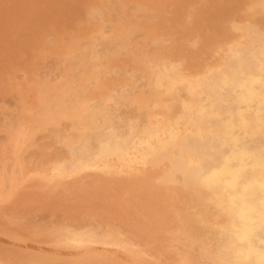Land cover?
<instances>
[{"label": "bare ground", "instance_id": "bare-ground-1", "mask_svg": "<svg viewBox=\"0 0 264 264\" xmlns=\"http://www.w3.org/2000/svg\"><path fill=\"white\" fill-rule=\"evenodd\" d=\"M150 3L157 5L155 0H0V99L2 104L4 97L12 99L10 108L0 110V161L10 167L24 158L32 160L31 167L47 163L55 172L51 177L61 179L115 163L114 174L122 178L114 186L133 189L142 211L139 231L135 226L130 232L134 240L119 238L117 230L106 233L90 220L82 222L86 227H44L54 243L62 228L79 245L100 243L117 250L121 245L140 249L154 234L161 239L173 234L185 247L166 264H264V17L255 15L250 0H223L208 14L209 24L201 18L211 31L201 30L200 42L188 38L177 45L174 67L162 56L160 36L149 29V23L160 25L149 15ZM259 5L264 10V3ZM136 35L143 39L137 41ZM223 44L220 66L214 58ZM141 68L148 71L122 77L128 69L137 73ZM142 93L152 100L165 96L169 103L161 108L154 102L151 115L141 113L132 97ZM135 164L149 165L152 177L134 184L129 173ZM162 166L168 167L166 173ZM15 168L0 171L2 192L10 175L19 177ZM149 186L156 198L140 202ZM164 193L172 200H165ZM151 249L141 251L148 256Z\"/></svg>", "mask_w": 264, "mask_h": 264}, {"label": "rangeland", "instance_id": "rangeland-1", "mask_svg": "<svg viewBox=\"0 0 264 264\" xmlns=\"http://www.w3.org/2000/svg\"><path fill=\"white\" fill-rule=\"evenodd\" d=\"M184 1H187L184 3ZM223 0H155V2L157 3L156 6H152L151 3L147 4V8H148V12L149 15L154 16L157 20L158 23L160 22L159 27H154V25H152L151 23H149V29H152L153 31H151L152 33H156V35L160 36V41L163 43L161 45L162 47V56L165 58V60L170 64L173 65L174 67H177V60L174 58L173 55L177 54V49L178 48V44L180 43H185L188 42L190 40H196L197 42H200L202 37L199 36L201 35V30L204 33H209L211 31L210 27L206 24L208 22L209 24V15L210 11L212 9H214L215 6L220 5V3H222ZM252 2V7L254 8V13L255 15H257L258 17L261 16L264 17V15L262 16V14H264V10L261 8V6L259 5V3H264V0H250ZM190 2V3H189ZM202 2V3H201ZM215 2V3H213ZM181 3V4H180ZM213 3V4H212ZM171 4V6H170ZM179 5V7L177 5ZM182 4H184L182 6ZM186 4V5H185ZM188 4V5H187ZM201 4V5H200ZM208 4V5H207ZM218 4V5H217ZM167 6V7H166ZM173 6V7H172ZM176 6V7H175ZM182 6V7H181ZM193 6V7H191ZM172 7V8H171ZM210 7L211 9L209 10ZM166 8V9H165ZM170 8V10H169ZM175 8V9H174ZM178 8V9H176ZM185 9L186 12L183 13V9ZM203 8V9H202ZM207 8V9H206ZM192 9V11H191ZM200 9V10H199ZM205 9V10H204ZM4 10V8H3ZM178 10V11H177ZM188 10V11H187ZM198 10V12L196 13V11ZM209 10V11H208ZM1 11V9H0ZM208 11V12H207ZM196 14H195V13ZM163 13V14H162ZM169 13V14H168ZM179 13V14H176ZM186 13V14H185ZM202 13V14H201ZM162 14V15H161ZM167 16H166V15ZM176 14V15H175ZM206 17H204L203 16ZM207 14V15H206ZM195 15V16H193ZM198 15V16H196ZM169 16V17H168ZM185 16V17H184ZM201 16V17H199ZM179 17V18H178ZM196 17H199V19ZM3 18V17H1ZM189 18V19H188ZM201 18L207 22H204V20L201 21ZM167 19H169L170 21H168ZM175 19V20H173ZM177 19V20H176ZM183 19V20H182ZM193 19V20H192ZM196 19V20H194ZM264 19V18H263ZM1 20V19H0ZM3 20V19H2ZM167 20V21H166ZM175 22L173 24V21ZM179 20V21H178ZM181 20V21H180ZM192 21V22H191ZM195 24H194V22ZM169 22V23H168ZM181 22V23H179ZM199 23V24H197ZM204 24V25H203ZM175 27H174V26ZM178 25V26H177ZM184 25V26H183ZM194 25V26H192ZM201 25V27L199 26ZM206 26V27H205ZM178 29H177V28ZM185 27V28H183ZM165 28V29H164ZM183 28V29H182ZM190 28V30H189ZM201 28V29H200ZM204 28V29H202ZM192 29V31H191ZM194 29V30H193ZM196 29V30H195ZM178 30V31H177ZM181 30V31H180ZM209 30V31H207ZM200 31V32H199ZM172 32V33H171ZM190 32V33H189ZM193 32V33H192ZM107 33V32H106ZM185 35H184V34ZM109 35V33H107ZM106 34V35H107ZM190 34V35H189ZM181 35V36H180ZM185 37H184V36ZM162 36V37H161ZM168 36H172L173 38H171L170 40H168ZM182 36L185 38L183 39ZM164 37V38H163ZM175 37V38H174ZM200 37V38H199ZM163 38V40H162ZM176 38H178L176 40ZM189 38V40H188ZM195 38V39H194ZM143 39V37L136 35V40L137 41H141ZM182 39V40H181ZM167 40V41H166ZM176 40V41H175ZM188 40V41H186ZM170 41V42H169ZM177 44H176V43ZM246 44L245 41L243 39L239 40V44ZM164 45V46H163ZM176 45V46H175ZM178 45V46H177ZM175 46V47H174ZM227 47L226 44H223L222 48L220 50H218V53L216 54V57L214 58V64L217 65H222L224 60H225V56H224V49ZM176 49V50H175ZM223 49V51H222ZM175 50V51H174ZM170 52V53H169ZM161 51H158V54H160ZM222 53V54H221ZM221 56V57H220ZM170 58V59H168ZM217 59V60H216ZM217 62V63H216ZM167 63V64H168ZM168 64V65H169ZM148 71V69L145 68H141L140 70H138L137 73H135V70H126L125 74L122 77H130L131 79V75L133 74H139L142 73L143 71ZM141 71V72H140ZM154 72H156V70H153ZM123 74V72L120 74V76ZM128 79V78H127ZM139 89V88H138ZM143 95H135L137 97H132V101L133 104L136 105V108H139V112L141 113H148L149 115H151V107L154 104V102L161 108H164L165 106L168 105L169 100L165 97V96H160L158 98H155L154 100L151 99L150 95L148 94H144ZM1 96V95H0ZM7 97V96H6ZM6 97H4V103L2 104L3 100L0 99V110L1 108H6L5 105H9V108L11 107L10 104L12 102V99L10 97H8L6 99ZM1 98V97H0ZM10 98V99H9ZM3 99V98H2ZM152 101H151V100ZM34 100L31 99L30 97L28 98V103H32ZM150 106V107H149ZM149 107V109H148ZM141 108V109H140ZM150 111V112H149ZM0 118H1V114H0ZM6 131V130H5ZM1 134V133H0ZM1 137V136H0ZM3 140V139H2ZM43 138L40 139V141H42ZM1 144V142H0ZM29 149L26 147L25 152H29ZM25 164L23 162H20V166L18 165L19 163H17L14 166H9L8 164H6L7 161L3 160L0 161V171H3L4 168L6 167L7 169L5 170H9L12 171L13 168H17V170L19 171L20 174L19 177L17 178L16 176L14 177V175H10L5 181L7 187V193L2 192L0 190V264H3V262L5 264H9V262L11 261L10 264H116V263H124V264H132L131 261L134 264H154V260H155V264H166V263H170L171 261H173L172 257H176V254H179V252H181L182 249H184L185 244H181L177 241L174 240V236L173 234H170L168 238H160L159 236H157L156 234H154L153 237H147L148 240L145 242L147 243V245L145 243H143V247H141L142 249L144 248H149L151 249V253H149V255L145 256V254L142 252L143 250L140 248L139 251L136 247L134 248H130V247H124V245H121L120 247H112V246H105L102 245L100 243H95L93 246L91 244H86L88 246L85 245V243H82L81 245L75 243L72 240L68 239V235L65 232V230L62 228L61 233H60V241L58 242H52L53 238L50 237L49 233L44 229V227H52V226H59L62 224H71V225H78L80 227H83L84 225H86L87 223L90 222V220H94L92 223H97L98 225H103L102 227L104 228V232L106 233H114L116 235H121V237L124 239L125 238H129L131 240H134V236L132 234H130L131 231H133L134 229H138L139 231V225L137 224L138 218H142V211H140L139 209V204L135 205L136 202H134L135 196L133 194V189L129 186H124V187H119L116 188L114 185L117 182V179L122 178V176H118L117 174H114L115 171V167L117 166L115 163H110V167L106 168V169H100L97 167H94L95 170H93V168L91 167V169H89L90 171H96L95 173H89V170L80 172V170L76 171V173L78 174V176H76L77 174H73L70 177H63L61 178H53L51 177V175H54L55 172L53 173V167L50 166L47 163H38L35 162L34 164L32 163V167H31V162L32 160H30L29 158L25 159ZM23 160V161H24ZM27 160V161H26ZM5 161V162H4ZM3 162V163H2ZM27 162V163H26ZM34 162V161H33ZM5 163V164H4ZM37 163V164H36ZM36 164V165H35ZM43 164V165H42ZM45 164V165H44ZM4 165V167H3ZM9 167H8V166ZM22 165H24L22 167ZM28 166V168H27ZM30 166V167H29ZM38 166V168H37ZM40 166V168H39ZM144 166V167H143ZM132 165L131 168V172L130 169L128 170L129 173V178L130 180L134 183V184H138V182L140 181L143 182L149 180L152 177V173L150 166L149 165ZM3 167V168H2ZM22 167V168H21ZM25 167V168H24ZM44 167V169H43ZM15 168V169H16ZM21 168V169H20ZM23 168L25 170H23ZM30 168V169H29ZM50 168V169H49ZM113 168V169H112ZM145 168V170H144ZM168 167L166 166H162L161 167V171L166 173ZM14 169V170H15ZM29 169V170H28ZM35 169V170H34ZM38 169V170H37ZM97 169V170H96ZM164 169V170H163ZM22 170V171H20ZM99 170V171H98ZM103 170V171H101ZM111 170V171H110ZM36 171V172H35ZM42 171V172H41ZM89 171V172H88ZM28 174H27V173ZM34 172V173H32ZM46 172V173H43ZM50 174H49V173ZM79 172V173H78ZM84 172V173H83ZM87 172V173H86ZM98 172H102L101 174ZM105 172V173H104ZM108 174H107V173ZM111 174H110V173ZM31 173V174H29ZM83 173V174H82ZM98 173V174H97ZM25 174V175H24ZM87 174V175H86ZM100 174V175H99ZM107 174V175H106ZM112 174H114L112 176ZM86 175V176H85ZM117 175V176H116ZM148 175H150V177H147ZM28 176V177H26ZM85 176V177H83ZM101 176V177H100ZM105 176V177H104ZM108 176V177H107ZM112 178H110V177ZM77 177V178H76ZM89 177V178H88ZM116 177V178H114ZM120 177V178H119ZM16 178V179H15ZM67 178V180L70 182H68L67 180L64 181V179ZM70 178V179H69ZM72 178V179H71ZM79 178V179H78ZM96 178V179H95ZM107 178V179H106ZM148 178V179H147ZM22 181H21V180ZM27 179V180H25ZM60 179V180H59ZM83 179V180H82ZM85 179V180H84ZM106 179V180H105ZM5 180V179H4ZM11 180V183H9ZM13 180H16L15 182H13ZM21 182H20V181ZM138 182H136V181ZM73 181V182H72ZM77 181V182H75ZM80 181H85V183L80 182ZM92 181V182H91ZM95 181V182H94ZM102 181V182H101ZM114 181V182H113ZM60 182V184L58 183ZM63 182V183H62ZM67 182V183H66ZM8 183V184H7ZM17 185L16 187H13L14 184ZM17 183V184H16ZM78 183V184H77ZM94 183V184H93ZM112 183V184H111ZM10 184H12V186H10ZM57 184V185H56ZM68 184V185H67ZM76 184V185H75ZM100 184V186H99ZM106 186H104V185ZM110 184V185H109ZM14 185V186H15ZM82 185V187H81ZM84 185V186H83ZM91 185V187H90ZM56 186V188H55ZM71 186V187H70ZM89 188V189H87ZM109 186V187H108ZM18 187V188H17ZM54 187V188H53ZM61 187V188H60ZM64 187V188H63ZM68 187V188H67ZM96 187V188H95ZM99 187V188H98ZM52 188V189H51ZM59 188V189H58ZM83 188V189H82ZM95 190V194L91 195L93 191V189ZM104 188V189H103ZM113 188V189H112ZM123 188H125L123 190ZM131 188V190H130ZM9 189L14 190L13 192H11ZM18 189V190H17ZM55 189V190H54ZM69 189V190H68ZM85 189V190H84ZM92 189V190H91ZM99 189V190H98ZM103 189V190H102ZM107 192V196H106V192ZM50 190V191H49ZM60 193H57L59 192ZM73 190V191H72ZM77 190V191H76ZM84 190V191H83ZM89 192H87V191ZM102 190V192H101ZM153 190V191H151ZM16 191V192H15ZM52 191V192H51ZM54 191H56V193H54ZM70 191V192H69ZM100 191V192H99ZM113 191V192H112ZM119 193H117V192ZM130 191V192H129ZM74 192V193H73ZM81 192V193H80ZM154 192V193H153ZM4 193V194H3ZM14 193V194H13ZM63 193V194H61ZM103 193V194H102ZM109 193V195H108ZM114 193V194H113ZM121 193V194H120ZM152 193V194H150ZM53 194V196H52ZM59 194V195H58ZM78 194V195H77ZM89 194V196L87 195ZM114 196V199L113 196ZM117 194V196H116ZM156 194V192L154 191L153 187L149 186L147 188V190H144L143 194L140 195V202H142L143 199L148 200L150 203H152V201L155 198L154 195ZM104 195V196H103ZM122 197H121V196ZM130 195V197H129ZM11 198H10V197ZM92 196V197H91ZM97 196V197H96ZM101 196V197H100ZM103 196V197H102ZM109 196V198H108ZM111 196V197H110ZM47 197V199H46ZM50 201H49V199ZM51 197V198H50ZM63 197V198H62ZM82 197V198H81ZM106 197V198H105ZM121 197V199H120ZM125 197H129L127 199H125ZM3 198V199H2ZM55 198V200L53 199ZM85 198V199H84ZM92 198V199H91ZM100 198V200H99ZM118 198V200H117ZM150 198V199H149ZM164 198L165 200L171 201L172 200V195L169 193H164ZM5 199V200H4ZM125 199V200H124ZM128 199L129 202H128ZM3 200V201H2ZM85 200V202H84ZM111 200V201H110ZM118 202H117V201ZM123 200V201H122ZM55 201V202H54ZM114 201L115 204L112 202ZM125 201V202H124ZM53 204H52V203ZM60 202V203H59ZM91 202V203H90ZM107 202V203H106ZM117 202V203H116ZM125 205H123L122 203ZM126 202L127 204L129 203L130 205H127L126 208ZM51 203V204H49ZM94 203V204H93ZM132 203L134 206H132ZM66 204V205H65ZM74 206H73V205ZM91 206H90V205ZM110 204V205H109ZM119 204V205H118ZM63 205V206H62ZM79 205V206H76ZM83 207H82V206ZM122 205V206H121ZM59 206V207H58ZM66 206L68 208H66ZM78 207V209L76 207ZM90 206V207H89ZM108 206H110V208L108 209ZM114 206V207H112ZM62 207V209H60ZM70 207V208H69ZM116 207V209H115ZM123 207V208H122ZM129 207V208H128ZM50 210H49V209ZM76 208V209H75ZM114 208V209H113ZM118 208V209H117ZM121 208V209H120ZM132 208V209H130ZM136 208V209H135ZM28 209V210H27ZM64 209V210H63ZM68 209V210H67ZM71 209V210H70ZM76 211H75V210ZM135 209V210H134ZM139 209V210H138ZM31 210V211H30ZM73 210V213H72ZM114 210V213H113ZM121 210V211H120ZM125 210V211H124ZM132 210V211H131ZM137 210V211H136ZM24 211V213H23ZM30 211V212H29ZM47 211V212H46ZM63 211L65 213H63ZM95 211V214H94ZM69 212V214H68ZM92 212V213H91ZM104 212V213H103ZM136 212V213H135ZM138 212V213H137ZM79 213V214H78ZM98 213V214H97ZM111 213L112 216L110 215ZM117 213V214H116ZM128 213V214H127ZM132 213V214H131ZM140 213V214H139ZM66 214V215H65ZM78 214V215H77ZM89 214V215H88ZM94 214V215H93ZM101 214V215H100ZM106 214V215H105ZM121 214V215H120ZM123 214V215H122ZM136 216H135V215ZM24 215V216H23ZM31 215V216H30ZM105 215V216H104ZM109 215V216H108ZM126 215V216H125ZM139 215V217L137 216ZM26 216V217H25ZM72 216V217H71ZM76 216V217H74ZM91 216V217H90ZM99 216V217H98ZM111 216V217H110ZM117 216V217H116ZM121 216V219H120ZM124 216V217H123ZM134 219H132L131 217ZM11 220H9L10 218ZM20 217V218H19ZM66 217V218H65ZM69 219H68V218ZM109 217V218H108ZM119 217V219H117ZM126 217V218H125ZM71 218V219H70ZM75 220H74V219ZM111 218V219H110ZM123 218V219H122ZM14 219V220H13ZM20 220V223L16 220ZM23 219V221H22ZM58 219V220H57ZM67 219V223L66 220ZM73 219V220H72ZM104 219V220H103ZM109 219V220H108ZM114 219V220H113ZM116 219V220H115ZM60 220V222H59ZM83 220V221H82ZM100 220V221H98ZM104 222H103V221ZM108 220V221H106ZM45 221V222H44ZM55 221V222H54ZM62 221V222H61ZM64 221V222H63ZM88 221V222H87ZM106 221V222H105ZM110 221V223H109ZM121 223H119V222ZM123 221V223H122ZM129 221V222H128ZM78 222V223H77ZM84 225H83V223ZM101 222V224H100ZM103 222V223H102ZM116 222L118 229L116 228V224L114 225V223ZM127 222V223H126ZM16 223V225H15ZM59 223V224H58ZM112 223V224H111ZM126 223V225H124ZM132 223V225H131ZM55 224V225H53ZM80 224V225H79ZM110 224V227L109 225ZM135 224V225H134ZM50 225V226H48ZM82 225V226H81ZM136 226V228H135ZM3 227V228H2ZM86 227V226H84ZM115 227V228H114ZM129 227V228H128ZM26 228V229H25ZM37 228V230H36ZM42 228V229H41ZM114 228V229H113ZM130 228L132 230H130ZM4 229V230H3ZM40 229V230H38ZM110 229V230H109ZM128 229V231L126 230ZM136 229V230H137ZM43 230V231H42ZM115 230V231H113ZM63 231V232H62ZM113 231V232H112ZM126 231V232H125ZM45 233V234H44ZM62 233H66V234H62ZM125 233V234H123ZM43 234V235H41ZM128 234V235H127ZM51 239H49L48 237ZM62 235V236H61ZM64 235V236H63ZM127 235V236H126ZM131 235V237H130ZM148 236V235H146ZM47 237V238H46ZM63 237V238H62ZM65 237V238H64ZM134 238V239H133ZM155 238V239H154ZM158 238V239H156ZM64 239V240H63ZM161 239V240H159ZM167 239V240H166ZM67 240V241H65ZM166 240V241H165ZM169 240V241H168ZM72 243H71V242ZM152 241V242H151ZM157 242V243H156ZM160 242V243H159ZM162 242V243H161ZM62 243V244H61ZM71 243V244H70ZM152 245H151V244ZM165 245H164V244ZM149 244V245H148ZM155 244V245H153ZM174 244V246H173ZM66 245V246H64ZM71 245V246H70ZM79 245V247H78ZM83 245V248L80 246ZM98 245V246H97ZM163 245V246H162ZM168 245V246H167ZM180 245V246H178ZM60 246V247H59ZM77 247L74 248V247ZM85 246V247H84ZM145 246V247H144ZM156 246V247H155ZM166 246V247H165ZM172 248H169V247ZM178 246V247H177ZM72 247V248H71ZM157 249H155V248ZM168 247V248H167ZM56 248V249H55ZM87 248V249H85ZM90 248V249H89ZM115 248V249H114ZM130 248V250H129ZM181 248V250H180ZM134 249V250H133ZM163 249V250H162ZM172 249H174L172 251ZM176 249V250H175ZM142 250V251H141ZM153 250V251H152ZM159 250V251H158ZM165 250V251H164ZM169 250V251H168ZM138 251V252H137ZM162 251V253L160 252ZM177 251V252H176ZM141 254H140V253ZM154 252V253H153ZM168 252V253H167ZM170 252V253H169ZM176 254H172V253ZM127 253V254H126ZM156 253V254H155ZM160 253V254H159ZM135 254V255H134ZM164 254V255H163ZM23 255V256H22ZM130 255V256H128ZM134 255V256H133ZM158 255V256H157ZM162 255V256H161ZM166 255V256H165ZM170 255V256H169ZM5 256H7V258H4ZM19 258H18V257ZM31 256V257H30ZM137 256V257H136ZM151 256V257H150ZM35 257V258H34ZM147 257V258H145ZM155 257V258H153ZM170 259H169V258ZM4 258V259H3ZM34 258V259H33ZM46 260H45V259ZM160 258V259H159ZM165 258V260H164ZM9 259V260H7ZM23 259V260H21ZM43 261H42V260ZM50 259V260H49ZM55 261H53V260ZM81 259V260H80ZM83 259V260H82ZM91 259V260H90ZM94 259V260H93ZM138 259V260H137ZM142 259V260H140ZM147 259V260H146ZM152 259V260H151ZM154 259V260H153ZM159 259V261H158ZM166 259H169V261H166ZM3 260V261H2ZM41 260V261H40ZM48 260V261H47ZM76 260V262L74 261ZM86 262H85V261ZM89 262H88V261ZM93 260V261H92ZM145 260L150 262H146ZM161 260V261H160ZM171 260V261H170ZM8 261V262H5ZM35 261V262H34ZM37 261V262H36ZM40 261V262H39ZM50 261V262H49ZM52 261V262H51ZM71 261V262H70ZM74 261V262H73ZM81 261V262H80ZM83 261V262H82ZM113 261V262H111ZM153 261V262H152ZM165 261V262H164ZM44 262V263H43ZM47 262V263H46ZM65 262V263H64ZM80 262V263H78ZM110 262V263H109ZM137 262V263H136ZM157 262V263H156ZM118 263V264H119Z\"/></svg>", "mask_w": 264, "mask_h": 264}]
</instances>
